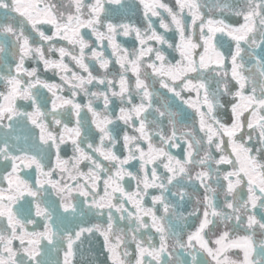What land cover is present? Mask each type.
Segmentation results:
<instances>
[{"label": "snow or ice", "instance_id": "6c2138e0", "mask_svg": "<svg viewBox=\"0 0 264 264\" xmlns=\"http://www.w3.org/2000/svg\"><path fill=\"white\" fill-rule=\"evenodd\" d=\"M0 264H264V0H0Z\"/></svg>", "mask_w": 264, "mask_h": 264}, {"label": "flooded vegetation", "instance_id": "af4514ba", "mask_svg": "<svg viewBox=\"0 0 264 264\" xmlns=\"http://www.w3.org/2000/svg\"><path fill=\"white\" fill-rule=\"evenodd\" d=\"M169 2H171V0H169ZM162 31V30H161ZM121 39H123V38H121ZM167 51V50H166ZM54 58H58V57H54ZM29 66H31V62H30V64H29ZM43 66L41 65V71H42V74L45 76V77H47V78H49V79H51V80H55L56 82H59V80H58V78L57 77H53L50 73H43ZM22 175L25 177V178H27V179H29V180H34V173L33 172H31V171H28V170H26L24 173H22Z\"/></svg>", "mask_w": 264, "mask_h": 264}, {"label": "water", "instance_id": "95a60500", "mask_svg": "<svg viewBox=\"0 0 264 264\" xmlns=\"http://www.w3.org/2000/svg\"><path fill=\"white\" fill-rule=\"evenodd\" d=\"M98 246H99V245H98ZM104 257H105V256H104V255H102V257H101L102 259L100 258V260H103V259H104Z\"/></svg>", "mask_w": 264, "mask_h": 264}]
</instances>
